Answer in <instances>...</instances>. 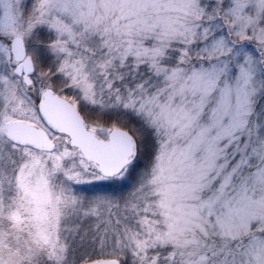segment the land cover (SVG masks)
<instances>
[{
	"label": "snow or ice",
	"instance_id": "6c2138e0",
	"mask_svg": "<svg viewBox=\"0 0 264 264\" xmlns=\"http://www.w3.org/2000/svg\"><path fill=\"white\" fill-rule=\"evenodd\" d=\"M0 264H264V0H0Z\"/></svg>",
	"mask_w": 264,
	"mask_h": 264
}]
</instances>
